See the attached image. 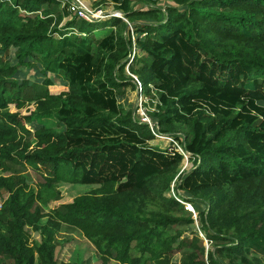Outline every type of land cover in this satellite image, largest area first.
I'll list each match as a JSON object with an SVG mask.
<instances>
[{
	"label": "trees",
	"instance_id": "1",
	"mask_svg": "<svg viewBox=\"0 0 264 264\" xmlns=\"http://www.w3.org/2000/svg\"><path fill=\"white\" fill-rule=\"evenodd\" d=\"M112 1L129 24L0 0V264H78L55 259L62 225L100 264H264V0ZM23 66L41 78H19ZM55 78L66 91L50 92ZM137 83L156 97L152 126L118 102ZM50 115L60 130L29 127ZM154 132L192 167L179 171L183 154L151 145ZM174 178L202 236L186 234L193 213L167 195ZM62 183L97 187L51 208Z\"/></svg>",
	"mask_w": 264,
	"mask_h": 264
},
{
	"label": "rangeland",
	"instance_id": "2",
	"mask_svg": "<svg viewBox=\"0 0 264 264\" xmlns=\"http://www.w3.org/2000/svg\"><path fill=\"white\" fill-rule=\"evenodd\" d=\"M86 1L89 4H91V7L95 8L96 10L98 9H102L104 11L112 10L115 12H120V14L121 13L123 14L122 11L117 9L116 5L112 0H86ZM165 4L166 2L162 0L157 4V6L164 9ZM133 8L141 9L146 7L145 4L140 0H133ZM124 21L128 23L127 19ZM107 28L108 27L99 28L98 30L99 34H97V37H102L106 33H108V31H110L111 28L109 30ZM131 31L132 29H130V32ZM135 34L136 33H132L131 35L133 40L135 39ZM134 54H135V48H133L132 53L129 56L131 61H133L134 59L133 58ZM20 71L21 72L18 75L19 78L27 77L30 81L38 80L37 78H41L39 70L36 71L35 69H31L23 66L20 68ZM126 72L129 74L127 70ZM132 77L136 80L135 75H133ZM54 81H55L54 85L49 87L51 93L57 94L59 92L67 90L66 83L61 82L56 78L54 79ZM150 87H151V94L154 95L156 93L155 88L153 87V85H151ZM155 100L156 97L153 96L150 98L149 96L145 95L143 91H141L140 84L138 83L136 88H131V86H127L125 88L124 94L118 97V102L120 103L121 109L123 111L128 109L132 110V112L134 111L135 113L134 115H136V117L142 121L143 119H145V117H149V112L154 109ZM33 109H34V104L30 103L26 108H23L21 112L22 114H27L28 110H33ZM10 110L15 111L16 108L12 106L10 107ZM148 124L152 125L151 120L150 123ZM39 125L52 127L54 130L61 129L60 122L53 115L41 116L38 118L35 117L33 121L29 124V127L33 130ZM149 143L160 149H167L169 148V146H174L176 150L178 151L180 150L179 143L173 140L172 136L169 135H162V137H156L154 140H151ZM182 153H183V158L179 164V168H180L179 171L190 169L193 163L191 160H189V156H190L189 153H187L183 149H182ZM6 173L7 172H4L3 174ZM24 175L26 177L28 186L36 187V184L40 180L39 174L32 169H27ZM175 179L176 178H174L173 181H171L170 193L168 192L167 195L175 194L176 196H178V194H176L177 192L175 191ZM96 187H97L96 185H82V184H69V183L59 184L58 189L61 192L62 196L57 201H51L49 203V207L52 208L61 202H69L72 200V198L75 195L91 191ZM182 194L188 195L187 193H182ZM3 197H6V194H4ZM196 204L198 205L197 210H201V211L205 210L206 207L204 204L200 202H196ZM192 216L193 217L196 216V218H194V223L192 225H188L186 234L190 235L189 232H191L192 230V231H197L202 236L203 234L201 233V231H199L197 213L195 212V216L194 214H192ZM45 220L46 217H42L40 219V223H45ZM29 231L31 233V239H39L38 232L32 231L31 229H29ZM57 241L58 244L55 248V259L57 260V262L71 261V262H77L78 264H100L101 262L100 253L95 248V246L78 229L62 225L59 233L57 234ZM204 244L206 248L209 247V244L207 243L206 240H204ZM178 259H179V253H175L173 255V261H178ZM107 264H113V263L112 261H108Z\"/></svg>",
	"mask_w": 264,
	"mask_h": 264
},
{
	"label": "built area",
	"instance_id": "3",
	"mask_svg": "<svg viewBox=\"0 0 264 264\" xmlns=\"http://www.w3.org/2000/svg\"><path fill=\"white\" fill-rule=\"evenodd\" d=\"M61 2V6H65L69 13L71 15H74L79 18H83L87 21H99V20H106L111 17H119L123 20H126L124 17V13L121 15L120 12H115L112 10H102L98 9L96 10L95 8L91 7V4H89L86 0H59ZM117 11V10H116ZM133 76V75H132ZM144 122L150 123V118L145 117L143 119ZM150 125V124H149ZM152 126V125H151ZM154 135L156 137H162L161 134L154 132ZM180 150L179 152L182 153V148L179 147ZM183 154V153H182ZM179 202H181L184 205V208L192 212L195 216V211L193 207L187 203L186 201H183L180 199L178 196L175 194H172Z\"/></svg>",
	"mask_w": 264,
	"mask_h": 264
},
{
	"label": "water",
	"instance_id": "4",
	"mask_svg": "<svg viewBox=\"0 0 264 264\" xmlns=\"http://www.w3.org/2000/svg\"><path fill=\"white\" fill-rule=\"evenodd\" d=\"M187 159V158H186ZM186 161V160H185ZM193 218H196V216L195 217H193Z\"/></svg>",
	"mask_w": 264,
	"mask_h": 264
}]
</instances>
